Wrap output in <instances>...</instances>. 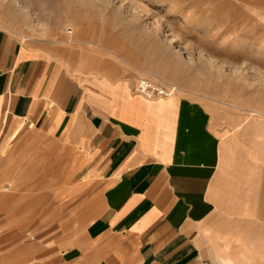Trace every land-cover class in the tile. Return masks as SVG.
<instances>
[{"label":"crops","instance_id":"crops-1","mask_svg":"<svg viewBox=\"0 0 264 264\" xmlns=\"http://www.w3.org/2000/svg\"><path fill=\"white\" fill-rule=\"evenodd\" d=\"M218 116L80 80L0 28V154L28 125L80 168L52 230L0 264H264V116L225 135Z\"/></svg>","mask_w":264,"mask_h":264},{"label":"rangeland","instance_id":"rangeland-1","mask_svg":"<svg viewBox=\"0 0 264 264\" xmlns=\"http://www.w3.org/2000/svg\"><path fill=\"white\" fill-rule=\"evenodd\" d=\"M124 2L147 7L153 17L162 19L164 26L173 28L189 47H208L221 57H236L238 62L249 59L264 68V58L257 57L262 56L263 52L247 53L251 47H264V0ZM46 3L53 8L47 34L33 32L21 22L13 8L7 6H0V28L11 33L21 44L40 49L47 56L62 62L72 76L80 80L98 78L126 81L133 91L142 80L168 86L175 84L199 95L177 90L172 97L205 105L213 115L218 114L223 135L229 134L237 126H246L253 117L264 116L253 112H264V102L250 96L254 85L232 83L226 78L216 80L210 76L194 78L196 74L188 65H174L168 51L156 47L153 42L155 37L139 36L101 0H94L91 6L80 10L79 20L71 18L73 14L69 5L58 0H46ZM58 20L61 22L58 23ZM76 26L82 27V34L77 32ZM71 38L80 41L73 44L68 42ZM238 39L245 44H237L239 48L235 49L233 44ZM86 41L101 44L111 51ZM227 42L233 51L218 48ZM53 144V140L39 135L27 125L10 142L8 151L0 154V257L7 256V246L12 240L15 257L22 256L24 245L38 242L40 235L44 234L41 232L52 230L55 220L64 214L62 209L70 207L72 203L68 195L74 190L72 182L78 177L80 168L74 172L67 169V153L64 150L61 154H54ZM52 161L53 168H44ZM40 193L43 197L46 193L47 199L40 200ZM3 194H7V198H2ZM40 206L46 210V217H40ZM8 217L13 218L10 231L7 228ZM50 234L48 232L47 236Z\"/></svg>","mask_w":264,"mask_h":264},{"label":"bare ground","instance_id":"bare-ground-1","mask_svg":"<svg viewBox=\"0 0 264 264\" xmlns=\"http://www.w3.org/2000/svg\"><path fill=\"white\" fill-rule=\"evenodd\" d=\"M58 1L65 4L66 6L67 5L70 6L71 8L70 13L73 14V17L71 18H74L75 20H79L78 16H80V10L91 6L93 4L92 2H94V0H58ZM101 1L106 5V7L112 9L117 16L121 17L123 22L130 25L131 28L139 36L143 38L155 37V40L153 42L156 45V47L163 48L164 50L168 51V54L171 57H173L172 62L174 63V65L177 66L188 65L191 68V70L196 74V77L194 78L198 79L201 77L200 79H202V78H206L207 76H210L212 78L214 77L216 80H221L222 78H226L229 82L232 83H244L246 84V86L254 85L255 89L253 90L252 94L249 93L251 94L250 96H255L259 101L264 102V68L259 64H254V62H252V60L249 59L246 60L243 59L244 61L242 60L238 62L236 60V57L235 58L232 56L221 57L220 55L214 53L212 49L204 46L189 47V44H186L185 40L182 39V37L178 33H176L173 28H171L168 25L164 26V23L161 22L162 19L153 17V15L150 14V10L144 5L142 6L136 3L126 4L124 0H101ZM0 6L12 7L14 13L20 18L21 22L24 25H26L29 29H31L33 32H41V34L43 35L48 33L49 25H51L50 14H52L53 8L46 3V0H0ZM251 10L257 12V10L254 8H252ZM41 20L43 22L40 24L39 22ZM60 22L61 20H58V23ZM76 29L77 32H80V34L83 33L82 27L80 28L76 26ZM236 37L238 38V36ZM78 41L80 40L74 38L68 40V42H71L73 44ZM62 42L65 43L66 41H62ZM86 42H88L89 44L97 45L100 48L107 49L103 45L95 43L93 41H86ZM242 43H244L243 40L238 39L233 44V47H235V49H238L239 47L237 44L240 45ZM228 44H229L228 42L226 44L225 43L220 44L218 48L220 47L219 48L220 50L233 51L231 50V48L233 49V47L229 46ZM212 45L214 44L212 43ZM253 51L263 52V54L261 53L262 56H257V57L264 58V47H259V48L251 47L249 48L247 53L250 54L253 53ZM257 61L258 60L256 59L255 63H257ZM187 77H186V81L188 80ZM172 87L175 88V91L180 90L184 92H189L191 94L199 95L198 93L183 89L175 84H173ZM209 98L214 101L225 103L216 100L215 98L212 97ZM238 98L239 97L237 96V99ZM253 112L256 115L257 114L264 115V112L262 111L253 110ZM6 189L7 187L4 190ZM5 197L7 198V194L2 195V198Z\"/></svg>","mask_w":264,"mask_h":264},{"label":"built area","instance_id":"built-area-1","mask_svg":"<svg viewBox=\"0 0 264 264\" xmlns=\"http://www.w3.org/2000/svg\"><path fill=\"white\" fill-rule=\"evenodd\" d=\"M135 91L147 99L170 98L175 94V88L165 84H157L151 80L139 81Z\"/></svg>","mask_w":264,"mask_h":264}]
</instances>
